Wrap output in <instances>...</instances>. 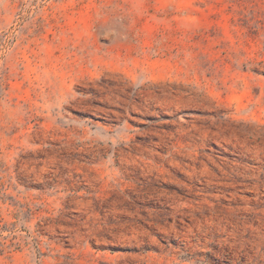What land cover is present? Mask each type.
Wrapping results in <instances>:
<instances>
[{
    "label": "rangeland",
    "instance_id": "1",
    "mask_svg": "<svg viewBox=\"0 0 264 264\" xmlns=\"http://www.w3.org/2000/svg\"><path fill=\"white\" fill-rule=\"evenodd\" d=\"M0 264H264V0H0Z\"/></svg>",
    "mask_w": 264,
    "mask_h": 264
}]
</instances>
